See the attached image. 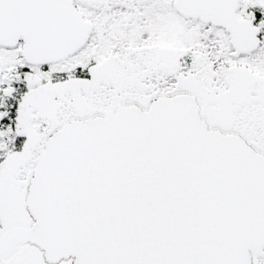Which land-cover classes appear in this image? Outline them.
<instances>
[{
	"label": "snow or ice",
	"instance_id": "obj_1",
	"mask_svg": "<svg viewBox=\"0 0 264 264\" xmlns=\"http://www.w3.org/2000/svg\"><path fill=\"white\" fill-rule=\"evenodd\" d=\"M0 264H264V0H0Z\"/></svg>",
	"mask_w": 264,
	"mask_h": 264
}]
</instances>
